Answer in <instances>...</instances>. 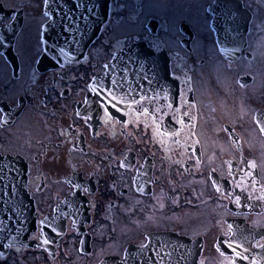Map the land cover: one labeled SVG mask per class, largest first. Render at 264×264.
<instances>
[{
  "label": "flooded vegetation",
  "instance_id": "1",
  "mask_svg": "<svg viewBox=\"0 0 264 264\" xmlns=\"http://www.w3.org/2000/svg\"><path fill=\"white\" fill-rule=\"evenodd\" d=\"M0 155L35 220L0 264H264V0H0Z\"/></svg>",
  "mask_w": 264,
  "mask_h": 264
},
{
  "label": "water",
  "instance_id": "2",
  "mask_svg": "<svg viewBox=\"0 0 264 264\" xmlns=\"http://www.w3.org/2000/svg\"><path fill=\"white\" fill-rule=\"evenodd\" d=\"M78 42L77 37L64 39L54 57L63 60L73 56L72 53L79 46ZM136 49L137 47L130 43L115 52L107 63L106 72L99 74L100 77L114 79L120 83L128 82L131 88L136 90L134 81L139 76V64L134 52ZM20 164L16 156L0 155V252L4 251L10 242L23 239L35 222L33 200L24 193L25 168Z\"/></svg>",
  "mask_w": 264,
  "mask_h": 264
}]
</instances>
